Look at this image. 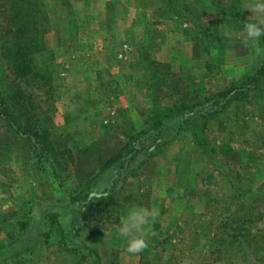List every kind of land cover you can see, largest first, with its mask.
I'll return each mask as SVG.
<instances>
[{"label":"rangeland","instance_id":"rangeland-1","mask_svg":"<svg viewBox=\"0 0 264 264\" xmlns=\"http://www.w3.org/2000/svg\"><path fill=\"white\" fill-rule=\"evenodd\" d=\"M39 1L50 28L34 57L37 72L18 75L12 0H0V90H19L23 116L29 114L20 121L46 132L73 160L58 182L39 168L30 140L13 124L15 112L0 117V241L18 229L22 200L35 195L64 204L156 114L132 160L93 188L112 183L111 196L80 206L89 229L81 241L98 251L100 264H264V87L203 119L219 106L198 110L188 132L162 151L148 156L141 149L169 139L162 128L174 123L167 118L174 107L214 95L264 61V45L251 43L244 23L225 16L234 5L244 18L264 21L252 10L255 0H174L179 14L161 0ZM137 206L159 213L145 226L148 247L138 254L126 251L119 234ZM47 213L37 210L33 227ZM52 224L47 242L39 238L33 251L0 264L93 262L58 245L60 229Z\"/></svg>","mask_w":264,"mask_h":264},{"label":"trees","instance_id":"trees-1","mask_svg":"<svg viewBox=\"0 0 264 264\" xmlns=\"http://www.w3.org/2000/svg\"><path fill=\"white\" fill-rule=\"evenodd\" d=\"M161 1L170 11L179 14L175 10L176 8H172L174 0ZM41 6L42 3H40L39 0H12L11 22L14 26L13 36L15 38V51L12 65L18 75L37 72L35 70L34 57L43 51L44 33L50 28L48 18H46L44 13L42 14L38 10ZM226 12L225 16L234 17L237 21L245 23L246 20H248L241 15L238 8L234 5L227 7ZM257 43L264 45V36H262ZM261 87H264V61L255 66L252 72L243 74V77L241 76L239 81H232V83L214 95H208L204 97L202 101L197 100L193 103V100H191L188 103L174 107L172 116H167L168 119L172 118L174 123H165L162 128L163 131L168 132L166 136H168L167 138L169 139H163L161 143L157 145L153 143L150 147H142L141 149L145 150L144 152H148V156H151L156 150H159V148L169 145L183 131L188 132L185 128L187 125L191 124L190 119L198 110L206 107V105L213 106V104H217L219 106L216 107L218 109H209V111L204 113L201 117V119H203L206 117V114L211 115L213 112L218 113L223 111L231 102L246 100L252 91ZM11 98L14 99L13 105H10ZM23 109L24 111L26 110L21 101L19 90H16L13 95H6L0 90V117L7 118L10 110H12V113L15 112V116L18 120L15 119V123L13 124H15V128L22 136L30 140L39 168L48 171L53 179L61 182L63 179L62 172L73 160L72 153L69 150H57L46 132L36 129L35 126L32 127L30 123H26L25 121L28 119L25 120V118H28L29 114L28 117L26 114L23 116ZM22 119L25 120L24 123L20 121ZM155 123H157L156 114L145 121L143 127L132 135L124 144L123 148L121 147L112 154L94 174L84 183H81L78 190L70 193L64 204L60 205L58 203L44 202L35 195L22 200L18 210L21 214L18 229L6 234L5 238L0 241V262H3L7 258L33 251L37 246L39 238H42L43 243L47 242L48 235L53 231L54 227L52 221L55 220L60 229L58 245L62 246L64 250L78 253L84 260L92 259L93 262L91 261V264H100L98 251L88 248L87 245L81 241V235H84L89 229L85 226V224L87 225V221H84L82 212L79 213L78 210L80 206L88 203L95 206L100 199H103L95 198V196L92 195L97 192L93 188H96L98 182L107 171L116 168H124L125 164L129 162V160H132L131 158H133V155L139 150L136 140L141 136L151 134L155 127ZM191 128H193L192 131H197V125ZM129 149L131 151H129ZM128 155H131V157H127ZM113 188V184L110 183L103 191L108 193L107 196H111L114 192ZM37 210L43 211L42 217L45 216L44 213L46 212H48V216L42 219L38 227H33L34 221L36 217H38V215H36ZM55 210H58L59 213H56L57 211ZM73 212L75 214H73ZM62 216H66L69 220L79 217V222L64 224L60 221Z\"/></svg>","mask_w":264,"mask_h":264},{"label":"clouds","instance_id":"clouds-1","mask_svg":"<svg viewBox=\"0 0 264 264\" xmlns=\"http://www.w3.org/2000/svg\"><path fill=\"white\" fill-rule=\"evenodd\" d=\"M252 10L260 17H264V0H255ZM244 31L248 40L255 44L264 36V21L260 19L246 20ZM164 193L161 191L160 195ZM95 198H106L108 193L104 191L92 194ZM155 207L137 206L127 211L119 225V234L126 243V251L129 253H140L148 247L146 237V225L158 216Z\"/></svg>","mask_w":264,"mask_h":264},{"label":"crops","instance_id":"crops-1","mask_svg":"<svg viewBox=\"0 0 264 264\" xmlns=\"http://www.w3.org/2000/svg\"><path fill=\"white\" fill-rule=\"evenodd\" d=\"M126 1H127V0H124V4H125V6H126V4H127ZM138 129H139V128H138ZM167 146H168V145H166V146H164V147H161V148H159V150L162 151V150H163L165 147H167ZM96 171H97V170H96ZM94 173H95V172H94ZM94 173H92V174H94ZM27 253H29V252H27ZM24 254H26V253H24ZM100 260H101V259H100ZM0 263H1V262H0ZM100 263H101V261H100Z\"/></svg>","mask_w":264,"mask_h":264}]
</instances>
